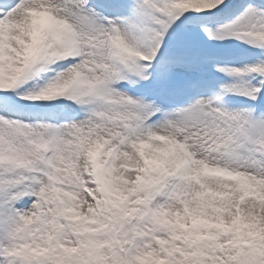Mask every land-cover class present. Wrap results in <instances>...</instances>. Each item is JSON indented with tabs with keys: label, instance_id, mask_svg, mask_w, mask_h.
<instances>
[{
	"label": "snow or ice",
	"instance_id": "1",
	"mask_svg": "<svg viewBox=\"0 0 264 264\" xmlns=\"http://www.w3.org/2000/svg\"><path fill=\"white\" fill-rule=\"evenodd\" d=\"M0 264H264V0H0Z\"/></svg>",
	"mask_w": 264,
	"mask_h": 264
}]
</instances>
